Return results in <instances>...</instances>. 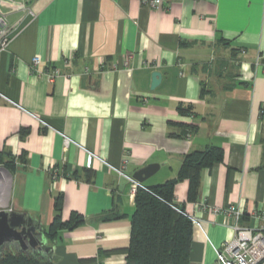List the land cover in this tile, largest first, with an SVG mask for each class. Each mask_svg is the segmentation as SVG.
<instances>
[{"label":"crops","instance_id":"1","mask_svg":"<svg viewBox=\"0 0 264 264\" xmlns=\"http://www.w3.org/2000/svg\"><path fill=\"white\" fill-rule=\"evenodd\" d=\"M148 1L0 0L13 29L0 53V156L11 166L0 165L9 195L0 209L28 214L46 238L58 196L63 221L85 218L48 240L53 264H126L135 212L129 184L98 161L87 170V152L65 148L61 134L115 167L126 159L132 176L159 164L147 187L176 179L193 152L223 151L194 196L188 180L173 190L202 222L190 264H216L213 246L234 238L235 218L213 208L236 206L238 224L264 225L253 215L264 211V0ZM55 68L63 76L50 81ZM154 71L162 80L152 90Z\"/></svg>","mask_w":264,"mask_h":264},{"label":"trees","instance_id":"2","mask_svg":"<svg viewBox=\"0 0 264 264\" xmlns=\"http://www.w3.org/2000/svg\"><path fill=\"white\" fill-rule=\"evenodd\" d=\"M202 86L204 96L207 89L204 83ZM180 113L191 115L192 110L190 107H180ZM184 128V137H188L195 130L192 125ZM1 157L0 165L10 171V163L4 162ZM222 161L223 151L216 147L193 152L185 157L176 179L148 187L152 193L143 190L136 193L130 244L125 250L126 264H190L193 223L171 207L174 203L173 190L179 181L188 180L190 196H194L199 187L201 171ZM62 208L63 200L58 196L54 203L53 222L46 232L50 241L56 240L61 231L72 230L85 222V218L78 213H72L68 221H63ZM110 213L105 215L106 220L115 218ZM0 264L53 263L42 251L30 247L21 250L12 242L0 248Z\"/></svg>","mask_w":264,"mask_h":264},{"label":"built area","instance_id":"3","mask_svg":"<svg viewBox=\"0 0 264 264\" xmlns=\"http://www.w3.org/2000/svg\"><path fill=\"white\" fill-rule=\"evenodd\" d=\"M148 4L156 8L161 4V0H150ZM13 34V29L7 24L6 17L0 13V53L7 47L11 36ZM42 62L38 58H33L31 64V71L41 74ZM63 76L62 72L58 69H53L47 72V77L50 81H54L57 77ZM17 105V104H15ZM19 108L23 109L21 106L17 105ZM32 117L36 118L45 127L48 124L40 119L37 115L28 112ZM264 115V110L262 111ZM65 140V148H68L71 144L78 146L87 152V162L86 168L93 169V164L95 161L107 166L111 171L115 172L120 178H123L130 187V194L135 196L139 190H143L152 193L151 190L143 183L136 180L132 175L126 172L127 160L124 159L122 166L115 167L108 163L105 159L96 153L86 150L83 146L76 143L65 134H61ZM191 135H188L190 137ZM49 173L53 179L59 177V170L53 168L49 170ZM171 207L179 212L180 214L187 217L193 225L201 230H203L202 222L188 214L185 210L180 208L175 202L171 204ZM205 207V206H204ZM215 214H224L227 216H232L236 220V224L233 226L235 231L234 238L228 242H225L221 247L213 246L216 253L217 261L216 264H264V225L259 228L244 227L238 224L242 212L236 206H228L226 208H213ZM253 215L257 218L264 220V211L254 212Z\"/></svg>","mask_w":264,"mask_h":264},{"label":"water","instance_id":"4","mask_svg":"<svg viewBox=\"0 0 264 264\" xmlns=\"http://www.w3.org/2000/svg\"><path fill=\"white\" fill-rule=\"evenodd\" d=\"M28 1V0H23ZM162 80V74L158 71L152 73L151 89H156ZM1 170H7L0 166ZM160 169L159 164H149L136 171L133 177L144 183ZM16 243L21 250L29 247L44 251L50 257L53 256V248L48 245L40 225L28 214L13 210L0 209V248L7 243Z\"/></svg>","mask_w":264,"mask_h":264},{"label":"rangeland","instance_id":"5","mask_svg":"<svg viewBox=\"0 0 264 264\" xmlns=\"http://www.w3.org/2000/svg\"><path fill=\"white\" fill-rule=\"evenodd\" d=\"M6 182L3 180V177L0 175V208L5 205V202L8 200V191L6 190Z\"/></svg>","mask_w":264,"mask_h":264},{"label":"bare ground","instance_id":"6","mask_svg":"<svg viewBox=\"0 0 264 264\" xmlns=\"http://www.w3.org/2000/svg\"><path fill=\"white\" fill-rule=\"evenodd\" d=\"M1 170V169H0Z\"/></svg>","mask_w":264,"mask_h":264}]
</instances>
